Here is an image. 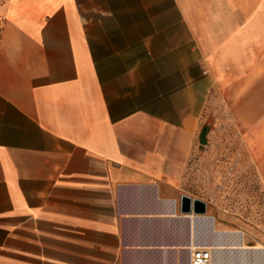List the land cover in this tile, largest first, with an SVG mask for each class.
<instances>
[{"label":"crops","instance_id":"1","mask_svg":"<svg viewBox=\"0 0 264 264\" xmlns=\"http://www.w3.org/2000/svg\"><path fill=\"white\" fill-rule=\"evenodd\" d=\"M0 13V264H190L205 100L262 122L264 0Z\"/></svg>","mask_w":264,"mask_h":264},{"label":"rangeland","instance_id":"2","mask_svg":"<svg viewBox=\"0 0 264 264\" xmlns=\"http://www.w3.org/2000/svg\"><path fill=\"white\" fill-rule=\"evenodd\" d=\"M241 110L205 100L201 131L208 128V142L199 136L202 161L189 189L207 203L205 214L221 231L238 230L248 245H264V111L262 122H243ZM214 238L204 221L205 244Z\"/></svg>","mask_w":264,"mask_h":264},{"label":"bare ground","instance_id":"3","mask_svg":"<svg viewBox=\"0 0 264 264\" xmlns=\"http://www.w3.org/2000/svg\"><path fill=\"white\" fill-rule=\"evenodd\" d=\"M204 221L209 225L214 240L208 247L218 248L214 255L213 264H264V245H248L241 231H221L217 228V219L208 214H203ZM214 248V250H215Z\"/></svg>","mask_w":264,"mask_h":264},{"label":"water","instance_id":"4","mask_svg":"<svg viewBox=\"0 0 264 264\" xmlns=\"http://www.w3.org/2000/svg\"><path fill=\"white\" fill-rule=\"evenodd\" d=\"M207 132V127H204L201 131L200 142L202 144H206L208 142ZM181 210L183 212L194 211L195 213L204 214L207 211V203L200 198H195L186 193H183L181 198Z\"/></svg>","mask_w":264,"mask_h":264},{"label":"built area","instance_id":"5","mask_svg":"<svg viewBox=\"0 0 264 264\" xmlns=\"http://www.w3.org/2000/svg\"><path fill=\"white\" fill-rule=\"evenodd\" d=\"M212 247L206 245L194 246L190 258V264H213Z\"/></svg>","mask_w":264,"mask_h":264}]
</instances>
